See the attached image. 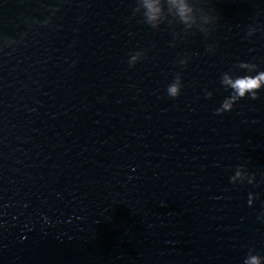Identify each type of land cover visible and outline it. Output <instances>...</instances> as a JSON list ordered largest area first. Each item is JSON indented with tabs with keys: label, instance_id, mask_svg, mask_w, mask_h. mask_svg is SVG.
Listing matches in <instances>:
<instances>
[{
	"label": "water",
	"instance_id": "water-1",
	"mask_svg": "<svg viewBox=\"0 0 264 264\" xmlns=\"http://www.w3.org/2000/svg\"><path fill=\"white\" fill-rule=\"evenodd\" d=\"M138 3L0 0V264L264 256V183L229 182L238 164L264 179V91L214 112L221 72L264 68V0H188L192 28L162 0L155 29ZM209 10L218 24L205 39ZM177 71L184 86L170 98Z\"/></svg>",
	"mask_w": 264,
	"mask_h": 264
},
{
	"label": "clouds",
	"instance_id": "clouds-1",
	"mask_svg": "<svg viewBox=\"0 0 264 264\" xmlns=\"http://www.w3.org/2000/svg\"><path fill=\"white\" fill-rule=\"evenodd\" d=\"M167 8L178 20L188 28H192L196 24V18L193 15V8L188 3V0H166ZM137 11L141 13L144 24L150 28H157L161 22L164 8L162 0H139ZM210 18V21H209ZM218 17L209 10L203 25L199 28L207 39L211 33L216 30ZM258 31V27L249 25L246 29L245 37L250 38ZM215 49L214 44H208L206 51L211 54ZM143 50L131 51L128 54L127 64L129 67L135 66L141 61ZM190 59L181 60L177 65L183 69L189 63ZM182 71H177L172 79L166 84L165 94L170 98H176L180 95L183 88ZM219 86L224 90L226 95L223 96L219 105L214 109L215 114L219 115L224 112L231 111L239 100L248 97L256 99L258 93L264 91V68H260L256 63L251 61H238L231 68L223 71L218 76ZM204 98H210L213 93L208 89L203 90ZM264 177V173H261ZM229 182L232 184L258 185L264 183V179L257 180L256 173L249 172L242 165H236L233 174L229 176ZM260 194L249 191L247 196V204L252 206L254 201L259 198ZM257 220L264 223V210L257 216ZM242 264H264V256L254 253L249 249L247 254L242 259Z\"/></svg>",
	"mask_w": 264,
	"mask_h": 264
}]
</instances>
